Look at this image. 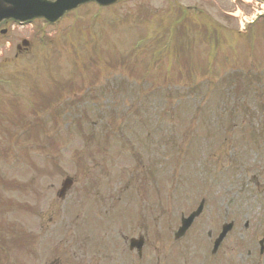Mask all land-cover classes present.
<instances>
[{"label": "rangeland", "instance_id": "374dc122", "mask_svg": "<svg viewBox=\"0 0 264 264\" xmlns=\"http://www.w3.org/2000/svg\"><path fill=\"white\" fill-rule=\"evenodd\" d=\"M7 34L0 264H140L126 239L138 220L150 234L142 264L158 252L169 264L171 220L195 195L251 224L264 213V5L123 0Z\"/></svg>", "mask_w": 264, "mask_h": 264}, {"label": "flooded vegetation", "instance_id": "af4514ba", "mask_svg": "<svg viewBox=\"0 0 264 264\" xmlns=\"http://www.w3.org/2000/svg\"><path fill=\"white\" fill-rule=\"evenodd\" d=\"M12 22L5 21L0 27L9 26ZM23 50V48L20 49V51ZM191 195L187 194L186 196ZM195 196L197 197L196 201L191 200L189 202L190 205L192 204L189 210L186 212L177 210L179 215L171 220L174 228L170 245L171 247L174 245L175 254L178 257L187 253L180 250V244L184 241L199 248L200 252L194 258H189V253L182 260H178V257H176L174 262L169 264H264L263 211L258 213V217L251 224L249 219L242 221L237 212L234 211L231 214L228 209H223V198L219 197V207L216 208L212 200L214 199L212 194L205 193ZM200 206L201 209L199 210ZM197 211L198 213H196ZM193 214H195V217L189 227L184 233L180 234L179 230L183 224V219ZM155 220L158 219L155 218ZM138 222L137 234L126 236V239L128 241V252L142 264L145 257V247L150 241V234L148 230L144 229V223L139 220ZM201 226L203 228H200ZM139 237H144L145 240L141 253L136 247L132 249L129 243L132 238ZM162 238L161 233L157 232L155 249H158L163 244ZM163 241L165 242L166 240L163 239ZM183 247L185 249L190 248L185 245ZM155 264H164L161 260L160 252L156 255Z\"/></svg>", "mask_w": 264, "mask_h": 264}, {"label": "water", "instance_id": "95a60500", "mask_svg": "<svg viewBox=\"0 0 264 264\" xmlns=\"http://www.w3.org/2000/svg\"><path fill=\"white\" fill-rule=\"evenodd\" d=\"M118 1L120 0H0V22L4 19L26 22L35 18H45L47 21L55 23L68 11L76 9L80 5L96 2L100 6H110ZM257 1L264 3V0ZM70 183L71 180L67 179L63 190ZM192 217L189 218V221ZM186 227L185 225L181 229L184 230Z\"/></svg>", "mask_w": 264, "mask_h": 264}]
</instances>
